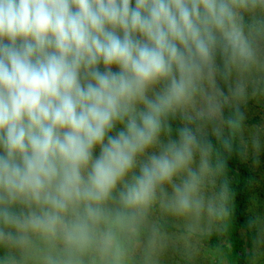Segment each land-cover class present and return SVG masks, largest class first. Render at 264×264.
<instances>
[{
	"label": "clouds",
	"instance_id": "1",
	"mask_svg": "<svg viewBox=\"0 0 264 264\" xmlns=\"http://www.w3.org/2000/svg\"><path fill=\"white\" fill-rule=\"evenodd\" d=\"M260 101L264 0H0V264H195Z\"/></svg>",
	"mask_w": 264,
	"mask_h": 264
},
{
	"label": "trees",
	"instance_id": "2",
	"mask_svg": "<svg viewBox=\"0 0 264 264\" xmlns=\"http://www.w3.org/2000/svg\"><path fill=\"white\" fill-rule=\"evenodd\" d=\"M226 178L231 184L233 201V214L229 217L233 229V242L227 255L228 264H244L250 260L252 249L253 233L247 230L245 225L246 210L249 199L254 187L255 178L251 173L245 160L233 157L228 162ZM202 244L209 246L213 250L219 249L220 252L226 253V248L220 243V238L211 235L201 241Z\"/></svg>",
	"mask_w": 264,
	"mask_h": 264
},
{
	"label": "rangeland",
	"instance_id": "3",
	"mask_svg": "<svg viewBox=\"0 0 264 264\" xmlns=\"http://www.w3.org/2000/svg\"><path fill=\"white\" fill-rule=\"evenodd\" d=\"M262 122H264V101L251 103L248 108V123L250 125H258ZM257 159L259 163L256 162ZM245 162L255 178L246 210V217L248 219L259 215L261 210L264 209V152H261L258 157L253 155L245 160ZM261 231H264V225H261ZM213 235L220 238V243L226 248V253L224 254L225 251L220 252L219 249L213 250L201 242L200 252L195 264H228L227 255L233 242V229L229 218L224 222L222 229L219 232L213 233ZM176 259L172 258L170 264H175ZM256 264H264V246L260 249V255L257 258Z\"/></svg>",
	"mask_w": 264,
	"mask_h": 264
}]
</instances>
